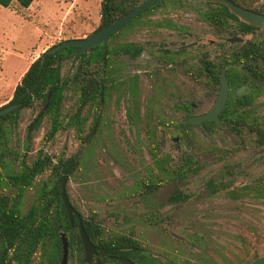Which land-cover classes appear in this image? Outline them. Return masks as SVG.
Returning a JSON list of instances; mask_svg holds the SVG:
<instances>
[{
    "label": "rangeland",
    "instance_id": "obj_1",
    "mask_svg": "<svg viewBox=\"0 0 264 264\" xmlns=\"http://www.w3.org/2000/svg\"><path fill=\"white\" fill-rule=\"evenodd\" d=\"M249 2L250 6H264V0ZM190 9H198V3L161 0L153 12L135 18L102 44V51L108 46L114 52L123 43L147 45L155 30H151V22L162 18L182 25V19L193 18L185 16ZM99 24L100 0L0 5V107L10 101L25 69L41 53L62 41L87 37ZM170 30L164 33L174 34ZM204 30L208 37L215 35L212 29ZM146 60L135 70L125 56L110 55L107 76L113 85L102 101L97 96L82 103L80 90L73 84L66 87L61 125L52 139H45L51 128L48 114L37 129L27 132L43 110L41 100L21 109L15 126L5 120L9 132L1 150L2 192L20 213H26L41 203L43 188L50 197L57 179L53 164L74 157L76 166L66 182L72 205L82 218L93 217L105 236L135 239L137 255L142 257L139 264H248L264 254V145L254 132L264 129V93L253 98L249 111L257 120L206 129L187 125V117L197 108L189 106L186 112L182 104L195 102L198 92L174 80L167 87L151 84L149 70H143ZM101 61L87 63L86 74L101 76ZM76 66L65 60L61 76L71 77ZM132 79L135 85L130 91ZM183 135L189 138L188 148L172 141ZM45 155L51 164L26 188L20 190L8 181L21 171V161L30 166ZM176 192L187 198L171 201ZM60 232L67 239L75 234L74 230ZM52 247H37L28 264H49V254L51 261L60 264L61 250L58 256ZM83 256L74 244L67 264H87ZM90 264L100 263L93 257Z\"/></svg>",
    "mask_w": 264,
    "mask_h": 264
},
{
    "label": "trees",
    "instance_id": "obj_2",
    "mask_svg": "<svg viewBox=\"0 0 264 264\" xmlns=\"http://www.w3.org/2000/svg\"><path fill=\"white\" fill-rule=\"evenodd\" d=\"M33 1L34 0H0V5L9 7L12 3H17L21 7H29ZM134 1L135 0H100V24L93 32L109 25L119 16L126 14L135 6ZM149 10H151V8L147 11ZM256 10L260 12V9ZM226 11L228 15L237 19L234 14H231L227 9ZM242 25L246 28H252L246 24ZM120 31L115 33L113 37ZM101 47L102 44H99L93 47L91 50L92 52L82 54L77 60L75 73L71 77L68 76L63 78L61 76V66L65 60H73L78 50V47L75 46L65 47L54 54H45V51L29 65L26 72L16 84L12 97L7 103H19L20 107L13 112L0 116V159L3 155L1 150H3L7 144L9 132L3 122L8 120L12 127L15 126L18 123L19 111L23 108L31 107L35 100H41L43 110L38 113L28 125L27 132L30 134L37 129L41 123L42 117L48 114L51 118V128L45 135V139L49 140L55 136L61 125L60 109L66 87L71 84L75 85L80 90L82 103L87 102L89 97L93 95L102 96L105 91V79L97 75L89 76L86 74L85 69L87 63L91 61L102 60L105 56L108 58L110 50L102 51ZM43 55H45V62L42 70L38 73L41 57ZM93 130L94 127L91 132ZM257 130L261 132L260 129ZM260 136L259 141L262 144L264 142V136ZM89 138V135L86 136L87 140ZM46 161L49 163L47 164ZM21 162V171L16 175H10L8 177V181L18 185L20 190L30 185L33 178L51 164V160L46 155L44 157H37L35 162L30 166L24 164V161ZM75 166L76 159L74 157L68 158L65 161L59 160L58 164L53 168L57 179L56 184H54L52 188L50 197H48V191L43 188L41 191V203L31 207L26 213H20L18 206L14 202L12 203L10 198L2 192L4 182L2 171L4 167L0 162V264H11L13 261L17 264H28L36 248L47 244H52V248L58 250V256L61 250L62 255L60 239L61 230L66 232H72L74 230L75 234L68 239V246L72 248L73 245L76 244L82 250L81 240L78 234V220L76 217H73L71 225L60 198L61 178L63 174L70 176ZM54 204H56V206L53 208ZM82 223L87 236L95 246L94 257L100 264L116 262L111 259L113 256L125 257L135 263H141L142 257L137 255L139 244L135 239L121 235L105 236L100 225L93 217L82 218ZM50 258H53L52 254H49V264H57L55 263V259L51 261Z\"/></svg>",
    "mask_w": 264,
    "mask_h": 264
},
{
    "label": "flooded vegetation",
    "instance_id": "obj_3",
    "mask_svg": "<svg viewBox=\"0 0 264 264\" xmlns=\"http://www.w3.org/2000/svg\"><path fill=\"white\" fill-rule=\"evenodd\" d=\"M160 1L152 5L151 10L147 11V9L146 11L153 12V6L156 7ZM181 1L198 3V9H190L185 13L186 17L193 16V18L182 19V25H177L173 20L167 21L160 18L159 21L149 22L151 30L155 29L151 34L153 40L149 44L139 42L123 43L114 52L108 46L104 47V50H110L108 58L105 56L101 61L103 68L102 75L99 76L105 79V91L102 96L93 95L89 97L87 102L94 100L97 96L102 101L108 87L113 85L112 80L107 76V70H109L110 55L118 53V55L130 59L135 70H140L144 65L141 62L143 58L147 59L145 61L147 69L143 70H149L148 77L151 84L155 86L167 87L172 85L171 81L174 80L175 83H179L181 86H190L198 92L195 102L190 101L187 105L182 104V108L186 112V109H190L189 106L197 108L196 113H192L187 117V125H197L206 129L213 125L223 126L229 123L240 125L250 120H257L254 113L251 114L249 111L253 104V98H259L264 93V85L259 84V82H264V31L240 21L237 16V19L231 17L226 11V9L229 11L228 7L214 0ZM229 1L242 8L264 14V6H250V0ZM256 9H260V12ZM141 16L139 15L137 19ZM242 24L249 25L252 28H246ZM158 28L160 30L157 32ZM204 28L212 29L215 35L212 34L211 37H208ZM168 29H172L170 32L174 34L166 35L164 32ZM254 36L256 37L254 38ZM111 38H113V35L109 39ZM176 42L179 44H174ZM144 53H147L145 57ZM177 78L178 80H176ZM224 79L228 87L226 100L217 113L218 121L221 124H218L214 118L204 119L202 124L189 123V118L192 116H203L211 110L219 98ZM134 80L132 79L129 83L130 91L133 90L135 85ZM259 94L260 96H257ZM128 114L131 117V113L128 112ZM97 123L98 120L94 122V129ZM179 126L182 127L181 124ZM257 129H260L261 132H258ZM254 132L258 134V137H261L260 135L264 136V129L256 128ZM186 136H174L172 141L175 143L180 142L183 145L182 139ZM175 138H178V140L175 141ZM258 143L261 144L260 141ZM262 145H264V142ZM188 146L184 147L188 148ZM57 164L58 161L53 164L52 169ZM178 198L184 200L187 196L176 192L170 197L171 201ZM55 206L56 204L53 208Z\"/></svg>",
    "mask_w": 264,
    "mask_h": 264
},
{
    "label": "water",
    "instance_id": "obj_4",
    "mask_svg": "<svg viewBox=\"0 0 264 264\" xmlns=\"http://www.w3.org/2000/svg\"><path fill=\"white\" fill-rule=\"evenodd\" d=\"M159 0H143L139 4L135 5L131 10H129L126 14L119 16L115 21L110 23L109 25L100 28L99 30L93 32L92 34L88 35L87 37L83 38H74V39H68L65 41H62L56 45H53L52 47L48 48L46 50L45 54H54L60 49H63L65 47L69 46H75L78 47V50L76 51L74 58L71 62V65L73 66L78 58L86 53L87 51H91L93 47L106 42L112 35L120 31L122 28H124L127 24H129L132 20L137 18L140 14L144 13L147 9H149L152 5H154ZM216 2L222 3L226 5L231 13H233L235 16L239 18L240 21L252 25L254 27H257L260 29V31H264V14L257 13L245 8H242L229 0H214ZM45 62V55L41 57L40 66H39V72L42 70V67ZM259 84L264 85V82H259ZM227 83L225 79L222 82V88L219 95V98L215 102V104L212 106L211 110L207 112L203 116H192L189 118V123L191 124H202L204 119H212L214 118L217 120L218 124H221L218 121L217 113L219 109L222 108L224 105V102L226 100L227 95ZM20 107L19 103L15 104H7L0 108V116L6 115L10 112H13L17 108ZM175 141L178 140V138L174 139ZM182 143L184 146H188L189 139L188 137H184L182 139ZM66 179L67 175L64 174L61 179V200L63 202V205L65 207V210L67 212V215L69 217L70 223L72 225L73 217L75 216L78 220V233L81 240L82 250H83V262L90 264L93 260L94 252H95V246L90 241L89 237L87 236L83 223L82 218L78 211L73 207L71 204L67 191H66ZM61 239V248H62V255H61V261L60 264H67L68 263V239L66 237L65 233L60 234ZM112 260L118 262L119 264H136L135 262L131 261L128 258L120 257V256H113L111 257ZM248 264H264V254L258 256L257 258L250 261Z\"/></svg>",
    "mask_w": 264,
    "mask_h": 264
},
{
    "label": "crops",
    "instance_id": "obj_5",
    "mask_svg": "<svg viewBox=\"0 0 264 264\" xmlns=\"http://www.w3.org/2000/svg\"><path fill=\"white\" fill-rule=\"evenodd\" d=\"M25 70H27V68Z\"/></svg>",
    "mask_w": 264,
    "mask_h": 264
}]
</instances>
